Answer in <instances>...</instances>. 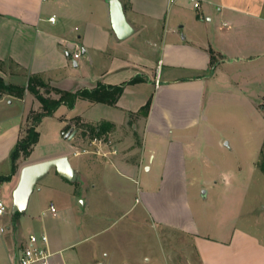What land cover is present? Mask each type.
<instances>
[{
    "label": "crops",
    "instance_id": "obj_1",
    "mask_svg": "<svg viewBox=\"0 0 264 264\" xmlns=\"http://www.w3.org/2000/svg\"><path fill=\"white\" fill-rule=\"evenodd\" d=\"M118 1L133 29L125 38L112 25L113 0H0V176L32 112L42 110L38 91L58 99L59 90L124 84L115 103L80 97L37 125L57 119L66 142L32 163L68 156L77 174L71 181L52 168L38 182V195L52 192L57 182L90 208L101 200L102 208L109 202L129 214L141 205L146 222L165 233L171 264H264V215L261 226L252 216L238 225L242 213L231 209L203 222L190 188L210 182L200 181L197 169L212 111L224 101L253 107L264 99V0H204L200 10L188 0ZM2 82L12 90L1 91ZM75 122L89 129L84 147ZM103 122L111 126L91 130ZM136 125L139 145L134 133H126ZM68 127L73 136L66 138ZM225 140L218 143L228 146ZM16 177L0 181L4 198L13 197ZM50 210L55 215L54 202ZM177 234L180 244L173 240ZM27 238L5 245L0 264H16ZM49 245L67 264L59 255L73 243L55 248L49 237ZM115 262L103 251L84 264Z\"/></svg>",
    "mask_w": 264,
    "mask_h": 264
},
{
    "label": "rangeland",
    "instance_id": "obj_2",
    "mask_svg": "<svg viewBox=\"0 0 264 264\" xmlns=\"http://www.w3.org/2000/svg\"><path fill=\"white\" fill-rule=\"evenodd\" d=\"M1 89L12 90L11 87ZM75 125L80 131L81 147H84L90 137L89 129L79 122H75ZM209 125L211 130H202V155L197 171L203 177L200 181L209 178L210 182L190 186L194 211L201 221L212 223L218 210L231 209L242 213L246 219L252 216L261 226L264 215V99L253 107L240 105L233 100L230 103L224 101L212 111ZM59 126L57 119L42 122L37 129L41 136L34 152L21 153L14 173L11 161L4 173L6 175H1L17 176L14 190L24 166L66 142ZM137 129V125L131 126L126 133H134L135 144L139 145ZM220 137L226 139L229 145H220ZM55 185L58 187L52 192L38 195L37 183L30 205L24 211L14 210L13 197L6 195L4 198L5 194L0 189V196L6 203V213L0 215V253L5 245L11 246L16 239L22 240L31 233L45 231L55 248L73 243L59 255L66 259L67 264H84L93 254L103 251L114 256L116 264H140V260L142 264H171L166 255L169 246L165 233L160 231L159 226L146 222L141 205L136 204L129 214H122L124 208L114 209L113 203L109 202L104 203L102 208L101 200L90 208L81 202L84 198L74 196V192L66 190L69 189L66 186L57 182ZM204 189L209 190L206 198L202 196ZM51 202L56 205L55 215L50 210ZM138 215L142 216L140 221L137 220ZM244 219L238 220V225L243 226ZM173 240L178 244L183 241L179 234ZM147 258L150 260L147 261ZM53 261L60 264L58 254H55Z\"/></svg>",
    "mask_w": 264,
    "mask_h": 264
},
{
    "label": "trees",
    "instance_id": "obj_3",
    "mask_svg": "<svg viewBox=\"0 0 264 264\" xmlns=\"http://www.w3.org/2000/svg\"><path fill=\"white\" fill-rule=\"evenodd\" d=\"M138 78H135L137 80ZM3 88H8L10 86L5 85L4 82H2ZM105 86H98L97 88L93 90L89 89H82L77 91H60L61 96L58 99L53 98H47L44 95L40 94L39 91L37 92V96L39 100L42 103V110L38 112H32L30 116V125L26 130L25 135L18 141L16 146L14 147L12 154H11V160L13 163V173L16 169V161L19 158L21 153L30 154L34 145L39 141L40 133L37 130V125L42 121V119L45 116L52 115L55 110L61 105V104H67L69 107H73L76 103V100L78 98H89L97 101H108L110 103H115L122 93L124 89V84L111 86L109 87V90H105ZM31 89L35 90V87L31 86ZM36 91V90H35ZM104 91V92H102ZM151 105V100H149L142 108V113H147ZM111 126L108 122H103L97 127H91V130H97L98 132H101L104 128V125ZM263 167V166H262ZM264 170V167H263ZM12 173V174H13ZM11 175L7 176H1V180H10Z\"/></svg>",
    "mask_w": 264,
    "mask_h": 264
},
{
    "label": "water",
    "instance_id": "obj_4",
    "mask_svg": "<svg viewBox=\"0 0 264 264\" xmlns=\"http://www.w3.org/2000/svg\"><path fill=\"white\" fill-rule=\"evenodd\" d=\"M112 25L116 34L120 38H125L133 32L128 23L122 4L118 0H113L111 7ZM77 65V62H75ZM73 133H67L66 138L72 137ZM56 168L58 173L64 178L75 181L77 174L68 156H61L40 162L28 164L21 171L20 181L13 192L14 210L24 211L27 209L32 193L37 183L52 169ZM206 194V190H203Z\"/></svg>",
    "mask_w": 264,
    "mask_h": 264
},
{
    "label": "built area",
    "instance_id": "obj_5",
    "mask_svg": "<svg viewBox=\"0 0 264 264\" xmlns=\"http://www.w3.org/2000/svg\"><path fill=\"white\" fill-rule=\"evenodd\" d=\"M194 9L200 10L204 0H188ZM54 20V18H51ZM80 53H75L74 58H79ZM158 82V81H157ZM3 97L0 94V100ZM51 210L55 211V206L51 205ZM6 213V203L0 196V215ZM55 252L50 249L49 237L45 232L40 234L31 233L25 244L19 248L16 264H58L53 261Z\"/></svg>",
    "mask_w": 264,
    "mask_h": 264
}]
</instances>
